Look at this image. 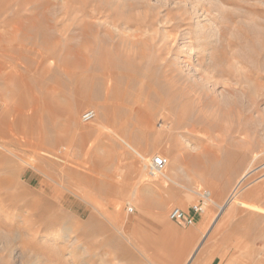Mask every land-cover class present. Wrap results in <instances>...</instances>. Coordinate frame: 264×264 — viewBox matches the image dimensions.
I'll return each instance as SVG.
<instances>
[{"label": "rangeland", "instance_id": "rangeland-1", "mask_svg": "<svg viewBox=\"0 0 264 264\" xmlns=\"http://www.w3.org/2000/svg\"><path fill=\"white\" fill-rule=\"evenodd\" d=\"M188 262L264 264V0H0V264Z\"/></svg>", "mask_w": 264, "mask_h": 264}, {"label": "built area", "instance_id": "built-area-1", "mask_svg": "<svg viewBox=\"0 0 264 264\" xmlns=\"http://www.w3.org/2000/svg\"><path fill=\"white\" fill-rule=\"evenodd\" d=\"M95 116V112L93 110H87L83 114V118L85 120H89ZM168 159L162 155H156L152 158L150 163L147 165L149 173L151 175H163L168 166ZM234 195V194H233ZM205 202L202 200L201 202L194 204L190 211L185 210L180 206H174L169 212V218L181 224L182 226H193L196 222V217L201 215L205 210ZM133 208H130V212H133Z\"/></svg>", "mask_w": 264, "mask_h": 264}, {"label": "bare ground", "instance_id": "bare-ground-1", "mask_svg": "<svg viewBox=\"0 0 264 264\" xmlns=\"http://www.w3.org/2000/svg\"><path fill=\"white\" fill-rule=\"evenodd\" d=\"M205 19H206V18H205ZM40 130H41V129H40ZM40 133H42V132H40ZM23 139H24V138H23ZM60 139H61V138H60ZM30 142H31V141H30ZM30 142H29V143H30ZM32 142H33V141H32ZM33 143H34V142H33ZM130 146H131V145H130ZM126 149H127V148H126ZM56 152H57V151H56ZM61 152H62V151H61ZM62 153H63V152H62ZM62 153H61V154H62ZM63 154H64V153H63ZM63 154H62V155H63ZM141 157H142L141 162H143V163H144L143 165H145V164H146V162H144V161H145V158H144V156H141ZM166 171H167V170H166ZM164 176H165L166 178H168V179H171V176H170L168 173H164ZM246 176H247V174L244 175V177H246ZM244 177H243V178H244ZM166 178H165V179H166ZM168 179H166V180H168ZM166 180H165V181H166ZM171 180H172V179H171ZM199 194H200V193H199ZM233 196H234V195H233ZM233 196H231V197H233ZM204 197H205L206 199H208V200L214 202V200L211 198V193L208 192V193L204 194ZM215 203H216V202H215ZM217 203H218V202H217ZM218 206H219V208H220V210H221L220 212H223V211L225 210V208H226V205H225V204H219V203H218ZM220 214H221V213H219V215H220ZM219 215H218V216H219ZM217 219H218V217H217ZM215 222H216V221H215ZM215 222H214V224H215ZM205 237H206V235L203 237V239H204ZM203 239H202V240H203ZM197 249H198V248H197ZM197 249H194V251L191 253V256H190L191 258L194 257V255L198 252ZM191 258H190V261H189V262L192 261ZM189 262H188V264H189Z\"/></svg>", "mask_w": 264, "mask_h": 264}, {"label": "crops", "instance_id": "crops-1", "mask_svg": "<svg viewBox=\"0 0 264 264\" xmlns=\"http://www.w3.org/2000/svg\"><path fill=\"white\" fill-rule=\"evenodd\" d=\"M203 217H201V215H199V216H197L196 217V223L193 225V226H195V225H197V226H195L194 228H192V233H194V235L197 237L198 236V234L200 233V234H202L203 233V231H204V223H203Z\"/></svg>", "mask_w": 264, "mask_h": 264}]
</instances>
